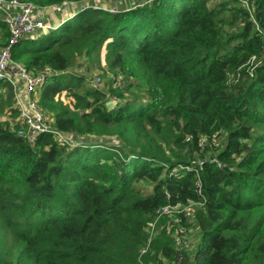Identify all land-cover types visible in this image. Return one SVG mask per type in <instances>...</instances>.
I'll list each match as a JSON object with an SVG mask.
<instances>
[{"label": "trees", "instance_id": "trees-1", "mask_svg": "<svg viewBox=\"0 0 264 264\" xmlns=\"http://www.w3.org/2000/svg\"><path fill=\"white\" fill-rule=\"evenodd\" d=\"M16 1L75 6L10 47L27 72L52 71L36 96L67 140L18 137L0 82V264H140L157 210L188 202L193 251L157 237L142 264H264V0ZM101 57L123 89L89 85Z\"/></svg>", "mask_w": 264, "mask_h": 264}, {"label": "built area", "instance_id": "built-area-1", "mask_svg": "<svg viewBox=\"0 0 264 264\" xmlns=\"http://www.w3.org/2000/svg\"><path fill=\"white\" fill-rule=\"evenodd\" d=\"M246 1L247 0L244 2L245 8H247ZM70 5L72 4L64 1L61 5L53 7L52 9L58 14L66 13ZM73 8H75V6ZM45 9L46 8H36L33 4L16 0L8 2L0 0V10L6 17L5 22L10 33L8 46L0 49V82H7L12 90L14 108L18 114L17 119L13 122V125L16 126V135L27 140L29 144H34L36 139L43 135H50L59 142H66L67 140V136L63 135L55 128L53 117L41 109L36 96L37 90L44 85L46 78L51 75L52 71L49 68H45L40 73L31 74L21 65L14 66L11 60V46L47 28V24H45ZM73 11L74 10L70 11V13L72 14ZM108 11L110 13H115L113 9H109ZM70 13L69 15H71ZM11 70H14V72ZM238 78L239 75L236 74L231 77L229 82L232 81L236 83ZM95 82L99 84L100 80L97 79ZM197 165L202 166L203 162H198ZM183 169L184 167L182 166H176L173 173L175 174ZM195 192L200 195L201 186L199 181L195 184ZM191 205L199 207L197 204L188 202V204L184 206L178 205L175 207L167 206L160 208L157 210L153 222L148 224V229L154 226L159 219L171 217L172 213H178V211L183 213L181 208L184 209ZM151 236L152 235L148 233L149 239L147 246L139 252L138 261H140V264H142L141 258L147 253L149 248L148 245L152 241ZM183 244L186 246L185 241H183ZM174 250L176 252H181L182 248L176 246ZM179 259L180 257L178 261ZM164 262L165 261H163V263Z\"/></svg>", "mask_w": 264, "mask_h": 264}, {"label": "rangeland", "instance_id": "rangeland-1", "mask_svg": "<svg viewBox=\"0 0 264 264\" xmlns=\"http://www.w3.org/2000/svg\"><path fill=\"white\" fill-rule=\"evenodd\" d=\"M129 2H133V0H128ZM93 3L95 5L100 4L104 5L105 7L109 8V1L107 0H94ZM74 5H70L69 9L67 11H72L74 8ZM58 13H55L51 7H47L45 9V24L48 26L51 25V22H55L58 20ZM14 66L19 65L17 62L13 63ZM259 65V64H258ZM256 65V66H258ZM14 72V70H11ZM87 77L90 79L89 85L93 88L96 87L97 90L104 91L106 89V83L108 80L115 79L116 81L113 83V88H124V83L126 81V78H123L122 75L118 73H112L109 71L107 67V62L104 60L103 57H101L98 61H96L93 65V68L91 69L90 73L88 72ZM100 80L99 84L95 82V80ZM94 81V82H91ZM135 82V80H130ZM232 81L230 82V85H234ZM61 100L65 105H68L71 108V104H69L68 100L64 98V95L62 94ZM113 99L111 102H108V106L111 108L113 107ZM77 111V110H75ZM10 122V121H9ZM27 142V140H25ZM225 141V136L223 134L220 135H214L211 141L201 139L202 148L204 147H211L214 150L218 148H222ZM209 151L208 157L212 155L216 151ZM198 208L196 205L187 206L186 208H181L183 213H172L171 217H163L159 219L154 226H151L148 229L149 235L151 234V239L155 241L158 238H164L166 240L172 241L173 248L180 247L182 250L189 249L193 251L197 243L199 242V235L196 230V226L194 224V213L195 210ZM192 215V216H191ZM183 241H185L186 246H184ZM147 252L144 255V258L146 260H151V257L153 256L152 253L148 254ZM145 260V259H144ZM160 260V258L158 259ZM157 260V261H158ZM153 263V261H149L148 264H159ZM162 262V260H160ZM144 264V263H143Z\"/></svg>", "mask_w": 264, "mask_h": 264}, {"label": "water", "instance_id": "water-1", "mask_svg": "<svg viewBox=\"0 0 264 264\" xmlns=\"http://www.w3.org/2000/svg\"><path fill=\"white\" fill-rule=\"evenodd\" d=\"M109 108H111L110 106H108Z\"/></svg>", "mask_w": 264, "mask_h": 264}, {"label": "crops", "instance_id": "crops-1", "mask_svg": "<svg viewBox=\"0 0 264 264\" xmlns=\"http://www.w3.org/2000/svg\"><path fill=\"white\" fill-rule=\"evenodd\" d=\"M67 13H69V12H67Z\"/></svg>", "mask_w": 264, "mask_h": 264}]
</instances>
